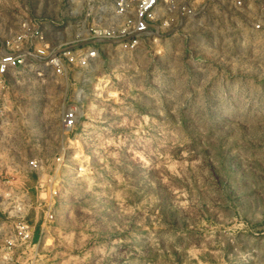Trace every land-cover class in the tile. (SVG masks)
I'll return each mask as SVG.
<instances>
[{
  "label": "rangeland",
  "instance_id": "374dc122",
  "mask_svg": "<svg viewBox=\"0 0 264 264\" xmlns=\"http://www.w3.org/2000/svg\"><path fill=\"white\" fill-rule=\"evenodd\" d=\"M134 6L0 0V34L96 50L0 117V264L20 221L34 264H264V32L211 8L131 47Z\"/></svg>",
  "mask_w": 264,
  "mask_h": 264
},
{
  "label": "built area",
  "instance_id": "2783aa9c",
  "mask_svg": "<svg viewBox=\"0 0 264 264\" xmlns=\"http://www.w3.org/2000/svg\"><path fill=\"white\" fill-rule=\"evenodd\" d=\"M211 8L221 10L214 20L220 19L224 27L225 18L230 17L234 19L229 21L239 20L244 29L264 32V0H135L132 19L125 22L134 33V38L127 44L134 47L141 35H154L158 19H162L167 28L181 27L191 20H201L205 15L212 17ZM209 18L207 20L211 21ZM92 31L84 43L94 44L106 34L104 29L102 34L99 29ZM54 41L60 42L59 37L55 36L53 43H49L42 22L36 20H22L16 32L0 34V117L14 107L17 92L26 79L44 81L49 74L64 75L68 68L85 67L87 60L96 55L92 47H75L76 40H73L74 45L54 44ZM74 124L75 115L69 108L62 114V126L72 128ZM34 232V224L20 221L5 242L1 264H34L37 260ZM14 254L17 256L13 257Z\"/></svg>",
  "mask_w": 264,
  "mask_h": 264
}]
</instances>
